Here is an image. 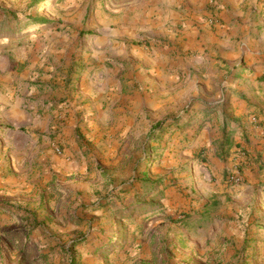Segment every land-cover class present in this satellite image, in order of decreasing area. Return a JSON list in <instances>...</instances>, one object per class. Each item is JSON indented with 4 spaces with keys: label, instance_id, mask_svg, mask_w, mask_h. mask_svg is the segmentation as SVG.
Listing matches in <instances>:
<instances>
[{
    "label": "rangeland",
    "instance_id": "1",
    "mask_svg": "<svg viewBox=\"0 0 264 264\" xmlns=\"http://www.w3.org/2000/svg\"><path fill=\"white\" fill-rule=\"evenodd\" d=\"M170 23L157 0H0V264H264L240 103Z\"/></svg>",
    "mask_w": 264,
    "mask_h": 264
},
{
    "label": "crops",
    "instance_id": "2",
    "mask_svg": "<svg viewBox=\"0 0 264 264\" xmlns=\"http://www.w3.org/2000/svg\"><path fill=\"white\" fill-rule=\"evenodd\" d=\"M157 2L169 8V38L178 63L185 59L193 65L206 62L208 69L213 65L220 68L221 96L240 103L236 115L241 127L236 133L242 138L237 144L248 152L240 160L251 161L260 170L264 167V0ZM213 16L218 23L209 22ZM249 115L259 125L248 130L244 121Z\"/></svg>",
    "mask_w": 264,
    "mask_h": 264
},
{
    "label": "built area",
    "instance_id": "3",
    "mask_svg": "<svg viewBox=\"0 0 264 264\" xmlns=\"http://www.w3.org/2000/svg\"><path fill=\"white\" fill-rule=\"evenodd\" d=\"M209 22L211 24H216V23L219 22V20H218L217 16H213V17L210 18Z\"/></svg>",
    "mask_w": 264,
    "mask_h": 264
},
{
    "label": "bare ground",
    "instance_id": "4",
    "mask_svg": "<svg viewBox=\"0 0 264 264\" xmlns=\"http://www.w3.org/2000/svg\"><path fill=\"white\" fill-rule=\"evenodd\" d=\"M120 226V228H121V225H119ZM122 231V228H121V230H120V232Z\"/></svg>",
    "mask_w": 264,
    "mask_h": 264
},
{
    "label": "trees",
    "instance_id": "5",
    "mask_svg": "<svg viewBox=\"0 0 264 264\" xmlns=\"http://www.w3.org/2000/svg\"><path fill=\"white\" fill-rule=\"evenodd\" d=\"M229 144H231V142H229Z\"/></svg>",
    "mask_w": 264,
    "mask_h": 264
}]
</instances>
